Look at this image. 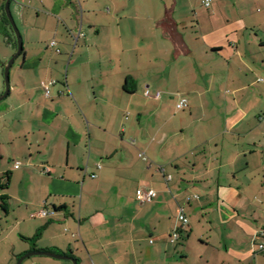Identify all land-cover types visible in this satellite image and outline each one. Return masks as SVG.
Segmentation results:
<instances>
[{
  "label": "crops",
  "instance_id": "crops-1",
  "mask_svg": "<svg viewBox=\"0 0 264 264\" xmlns=\"http://www.w3.org/2000/svg\"><path fill=\"white\" fill-rule=\"evenodd\" d=\"M9 8L23 48L0 100L3 264L33 250L77 264H264V0ZM141 189L156 197L140 202ZM38 255L20 264H72Z\"/></svg>",
  "mask_w": 264,
  "mask_h": 264
},
{
  "label": "built area",
  "instance_id": "built-area-1",
  "mask_svg": "<svg viewBox=\"0 0 264 264\" xmlns=\"http://www.w3.org/2000/svg\"><path fill=\"white\" fill-rule=\"evenodd\" d=\"M210 2L211 0H202V4L205 7L209 6ZM53 44H54V41H51L50 45L52 46ZM54 82H55L54 80H49L48 82L42 83V87H43V90L46 96H49V93H50L49 87ZM186 106H187V100L185 98L179 97L176 102V109H182ZM141 156L143 157V159L146 158L143 154H141ZM18 165H19V162L16 161L14 164V167H17ZM42 171L47 172V169L44 168ZM170 178L171 176L168 175L167 179H170ZM155 197H156V191L152 189H141L136 194V199L139 200L140 202H149ZM48 214L49 212L43 208L39 210L38 212L34 213L33 216L43 217V216H47ZM177 219L181 223V225H186L188 223V219L183 213L182 208H179L177 211ZM179 231H180V227H176L171 231L169 235L171 243H174L177 241V239L179 238ZM257 238L259 239V241L256 243L257 250L259 252H264V230H261L257 233Z\"/></svg>",
  "mask_w": 264,
  "mask_h": 264
},
{
  "label": "water",
  "instance_id": "water-1",
  "mask_svg": "<svg viewBox=\"0 0 264 264\" xmlns=\"http://www.w3.org/2000/svg\"><path fill=\"white\" fill-rule=\"evenodd\" d=\"M9 2H10V0H5L4 5H3V11H4V14H5L7 20H8L9 26L14 33L15 40H16V50H15L14 54L6 62V64L3 65L4 91L0 95V100L3 99L9 92V69H10V66L12 65L14 59L20 55L22 48H23L22 47V40H21L19 31L17 29V26L14 22L12 15H11V12H10ZM38 254L46 255L49 257L57 258V259H68L72 262V264H77L76 260L74 258L69 257L67 255H61V254H56V253H53L50 251H41V250H33V251H29V252L23 254L22 256H20L16 260L15 264H20L22 259H24L27 256L38 255Z\"/></svg>",
  "mask_w": 264,
  "mask_h": 264
},
{
  "label": "rangeland",
  "instance_id": "rangeland-1",
  "mask_svg": "<svg viewBox=\"0 0 264 264\" xmlns=\"http://www.w3.org/2000/svg\"><path fill=\"white\" fill-rule=\"evenodd\" d=\"M12 6H13V4H11V7ZM10 10H11V8H10ZM11 15H12V17L14 19V22H15V24L17 26V29L19 31V34H20V37H21V40H22V43H23V37H22V34H21V29L22 28H20L21 27L20 26V22H19V20L17 18V15L15 14V11H12L11 10ZM8 38L10 39V41H9ZM0 41L3 42V44H5V46L3 45V47L5 48V50H7L8 52L11 53L8 56L7 60L4 62L6 64V62L9 60V58L14 54V52L16 50V48L14 47V41H16L15 40V36H14L13 31L9 27H6V29H3V30L0 31ZM22 46H23V44H22ZM16 58H18V56ZM20 58H21V56H20ZM9 71H10V69H9ZM12 71H13V67L11 68V72ZM180 244H181V242H180ZM178 248H180V247H178ZM1 254L2 253L0 251V264H3V259L4 258L1 256ZM189 256H191V253H190ZM39 257H40V255H32V256H29L26 260H33V258H39ZM176 257H177V259L181 260L178 264H188V260L186 259V257L184 256V254H178V253H176ZM15 262H16V260H15ZM15 262H13L12 264H15Z\"/></svg>",
  "mask_w": 264,
  "mask_h": 264
},
{
  "label": "trees",
  "instance_id": "trees-1",
  "mask_svg": "<svg viewBox=\"0 0 264 264\" xmlns=\"http://www.w3.org/2000/svg\"><path fill=\"white\" fill-rule=\"evenodd\" d=\"M0 18H1V28L2 29H6V27H9L10 28L9 23H8V20H7L6 16H5L4 11H3L2 8H1ZM9 41H10V39H9ZM14 47L16 48V41H14ZM4 186H5V184H1L0 185V187H4ZM36 237H38V234H36L33 238H31V241L34 240V239H36Z\"/></svg>",
  "mask_w": 264,
  "mask_h": 264
}]
</instances>
